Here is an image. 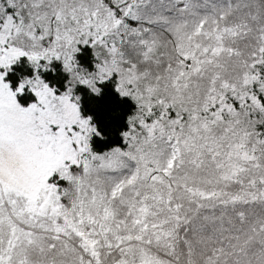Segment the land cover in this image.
Masks as SVG:
<instances>
[{
  "label": "snow or ice",
  "instance_id": "snow-or-ice-1",
  "mask_svg": "<svg viewBox=\"0 0 264 264\" xmlns=\"http://www.w3.org/2000/svg\"><path fill=\"white\" fill-rule=\"evenodd\" d=\"M0 264H264V0H0Z\"/></svg>",
  "mask_w": 264,
  "mask_h": 264
},
{
  "label": "trees",
  "instance_id": "trees-1",
  "mask_svg": "<svg viewBox=\"0 0 264 264\" xmlns=\"http://www.w3.org/2000/svg\"><path fill=\"white\" fill-rule=\"evenodd\" d=\"M80 63L91 69L92 57L91 50L84 48L78 55ZM56 74L51 72L41 73L43 78L50 83V85H57L63 87V81L67 78L62 72L61 66L57 63L54 64ZM25 76H32V68L26 62L21 60L20 63L13 66V70L8 73L7 80L11 82L13 90L18 86L21 79ZM103 91L99 97L92 95L86 88L80 87L77 89L82 97V114L84 116L92 115L95 122L99 126V130L106 137L101 141L98 138L93 139V147L97 150L110 147L120 143L118 135L119 130L125 127V119L129 114L132 104L127 99L121 100L117 93L114 91V82H108L101 86ZM22 106H28L29 103L35 101V97L27 90L24 95L17 97Z\"/></svg>",
  "mask_w": 264,
  "mask_h": 264
},
{
  "label": "rangeland",
  "instance_id": "rangeland-1",
  "mask_svg": "<svg viewBox=\"0 0 264 264\" xmlns=\"http://www.w3.org/2000/svg\"><path fill=\"white\" fill-rule=\"evenodd\" d=\"M25 90H27V89H25Z\"/></svg>",
  "mask_w": 264,
  "mask_h": 264
}]
</instances>
